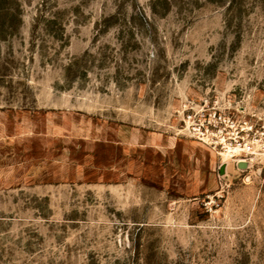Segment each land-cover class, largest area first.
<instances>
[{
    "label": "rangeland",
    "instance_id": "obj_1",
    "mask_svg": "<svg viewBox=\"0 0 264 264\" xmlns=\"http://www.w3.org/2000/svg\"><path fill=\"white\" fill-rule=\"evenodd\" d=\"M0 264H264V0H0Z\"/></svg>",
    "mask_w": 264,
    "mask_h": 264
}]
</instances>
